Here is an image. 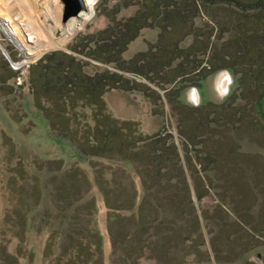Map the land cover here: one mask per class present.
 I'll return each mask as SVG.
<instances>
[{"label":"rangeland","instance_id":"374dc122","mask_svg":"<svg viewBox=\"0 0 264 264\" xmlns=\"http://www.w3.org/2000/svg\"><path fill=\"white\" fill-rule=\"evenodd\" d=\"M63 12L0 0V264H264V0H97L71 35ZM136 16L123 60L175 55L166 91L53 92L48 54L117 71L81 44Z\"/></svg>","mask_w":264,"mask_h":264},{"label":"trees","instance_id":"16d2710c","mask_svg":"<svg viewBox=\"0 0 264 264\" xmlns=\"http://www.w3.org/2000/svg\"><path fill=\"white\" fill-rule=\"evenodd\" d=\"M113 21V25L107 30L97 35L93 34L86 37V41L81 44L84 50L81 53L104 65L114 64L116 65L117 71H112L108 67L102 72L96 73L94 76H89L82 71L79 62L81 60L77 61L74 56L67 53L53 52L48 54V66L43 69L44 78H47L50 84L54 83L52 86L54 88L53 92L56 94L62 93L63 87L67 86V88L81 90L88 96L102 98L106 92L113 89H120L123 91L138 89L132 87V84H135L137 87L146 86L154 94L157 93L149 88L147 84H140L135 79L126 76L125 73L145 77L152 85L166 91V85L170 83L169 80L160 78V75H152L162 73L163 69H170L175 61V55L162 63L156 61V66L152 64L150 66V64L147 63V65L150 66V71L148 70L146 72L144 71L146 68L145 61L147 56L150 58V53H141L135 56L129 63L125 62L123 60L124 52H126L128 46L138 38L141 30L146 27V21L137 16L131 17L126 21L116 22L115 19H113ZM154 52L153 49L151 53L153 54ZM57 57L58 59H56ZM170 100L172 101V98H170ZM161 144L162 139L160 138L154 141L156 149L162 152L163 149Z\"/></svg>","mask_w":264,"mask_h":264},{"label":"bare ground","instance_id":"6f19581e","mask_svg":"<svg viewBox=\"0 0 264 264\" xmlns=\"http://www.w3.org/2000/svg\"><path fill=\"white\" fill-rule=\"evenodd\" d=\"M85 2V6H86V10H83L79 16V18H73L76 19V22H71L70 24L67 25V23L65 25H67L65 27V31L68 32L70 35L71 34H75V32H77L78 30H80L83 25L85 24V22L89 21L91 19V12L89 13V11L93 10V6H89L86 4V0H84ZM13 37L15 35H13V33L11 34ZM17 39V38H16ZM27 39V37H26ZM34 41V37H31V40L27 39V43ZM24 43L20 42V45L22 47H24V49L26 50L27 45H23ZM30 54V53H29Z\"/></svg>","mask_w":264,"mask_h":264},{"label":"water","instance_id":"95a60500","mask_svg":"<svg viewBox=\"0 0 264 264\" xmlns=\"http://www.w3.org/2000/svg\"><path fill=\"white\" fill-rule=\"evenodd\" d=\"M64 5L63 23L66 24L73 18H79L81 12L86 10L84 0H61Z\"/></svg>","mask_w":264,"mask_h":264},{"label":"clouds","instance_id":"9594fccd","mask_svg":"<svg viewBox=\"0 0 264 264\" xmlns=\"http://www.w3.org/2000/svg\"><path fill=\"white\" fill-rule=\"evenodd\" d=\"M97 3V0H86V4L89 6H95V4Z\"/></svg>","mask_w":264,"mask_h":264},{"label":"crops","instance_id":"0c3cea01","mask_svg":"<svg viewBox=\"0 0 264 264\" xmlns=\"http://www.w3.org/2000/svg\"><path fill=\"white\" fill-rule=\"evenodd\" d=\"M217 80L219 83L223 80L227 81V75L220 74Z\"/></svg>","mask_w":264,"mask_h":264}]
</instances>
